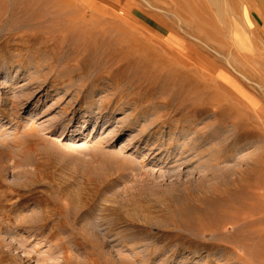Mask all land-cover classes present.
I'll list each match as a JSON object with an SVG mask.
<instances>
[{"label": "rangeland", "instance_id": "1", "mask_svg": "<svg viewBox=\"0 0 264 264\" xmlns=\"http://www.w3.org/2000/svg\"><path fill=\"white\" fill-rule=\"evenodd\" d=\"M0 5V264H264V0Z\"/></svg>", "mask_w": 264, "mask_h": 264}, {"label": "bare ground", "instance_id": "2", "mask_svg": "<svg viewBox=\"0 0 264 264\" xmlns=\"http://www.w3.org/2000/svg\"><path fill=\"white\" fill-rule=\"evenodd\" d=\"M6 2V1H5ZM5 4V3H4ZM1 6V5H0ZM74 7H76V6H74ZM131 12V11H130ZM73 14H75L74 16H78V18L77 17H73V16H71L70 17V19L72 20V22H73V24L74 25H77V27H81L82 28V25L84 24V23H86V20H85V22H80V18H85V16L84 15H82V14H78L76 11H74L73 12ZM77 14V15H76ZM130 14V13H129ZM128 14V15H129ZM123 15V14H122ZM127 18V17H126ZM129 19V18H128ZM181 20V19H180ZM122 21V20H121ZM124 23H126V22H124ZM125 25V24H124ZM147 32V31H146ZM139 33V32H138ZM137 33V34H138ZM148 33H149V31H148ZM94 32H89V34H88V38H90V39H92L93 37H94ZM93 35V36H92ZM144 35V34H143ZM142 35V36H143ZM195 37V36H194ZM214 38V37H213ZM140 40V39H139ZM146 40V39H145ZM142 41V40H141ZM147 44L148 42H144V44ZM93 44H98V43H93ZM141 44V43H140ZM143 44V45H144ZM163 44V43H162ZM159 47H160V45H159ZM165 47V46H164ZM190 47V46H189ZM188 47V48H189ZM162 48V47H161ZM166 48H168V47H166ZM162 49H164V48H162ZM193 48H191V50H192ZM166 50V49H165ZM170 50H172V49H170ZM194 50V49H193ZM192 50V51H193ZM168 53H169V48H168V51H167ZM173 52H175V50L173 51ZM156 50L154 51V50H150L149 51V53L147 54L146 53V55L145 56H143V57H146L147 56V61H144V60H146L145 58H143L142 59V63H144V64H147V62H149V61H161L162 60V58L164 57V63H166L167 61H169L167 58H165V56H164V54L162 55L163 57H160V56H158V55H156ZM172 53V52H171ZM127 54H132L130 51H128L127 52ZM173 54V53H172ZM171 54V55H172ZM175 54V53H174ZM133 55H135V56H139V55H136V54H133ZM165 55H166V53H165ZM176 55H178V56H175V59H174V61H176V63L179 65V67L181 68V70L180 69H178V72L180 73V76L181 77H183V79H190V81L192 80V83H194L193 85L195 86V87H197V88H199V83L195 80V79H191V77H189V76H191L189 73H188V71L189 72H192L193 70L195 71L196 69H198L199 71L198 72H200L201 71V69L200 68H204V67H200L201 65H203L204 64V62H208L209 64H208V67H209V69L211 68V66H212V69H210L213 73V75L211 74V73H207V72H205L206 70H205V68H204V70L203 71H201V73H203V76H204V78H202L203 80H205V82H209L210 83V81L211 80H213V76L214 75H217L218 76V78L217 79H219V77H220V83H222L223 81H222V79H226V78H224L223 76H226L227 75V80L229 81V79H231L232 78V76L228 73V72H226V71H224L223 69H220L219 67H215V65H213L212 64V62H210V61H208V60H205L204 62H203V64H196V63H194V62H191V61H188L186 58H184L183 56H181V55H179V54H176ZM128 57V56H127ZM173 57V56H172ZM134 58V57H133ZM166 59H167V61H166ZM228 60V59H227ZM140 61H141V59H140ZM171 61H172V59H171ZM173 61V62H174ZM229 63L233 66V68L235 69V71H237L238 73L240 72V70L236 67V66H234L231 62H230V60H229ZM163 64V63H162ZM167 65V64H166ZM168 65H169V62H168ZM171 65V64H170ZM200 65V66H199ZM263 66V72H264V64H262ZM172 66V65H171ZM230 66V65H229ZM260 66V65H259ZM176 67V66H175ZM177 69V68H176ZM233 69V70H234ZM262 70V69H261ZM197 71V70H196ZM195 71V73H197ZM234 71V72H235ZM241 73V72H240ZM242 74V77L243 78H245V79H248L249 77L248 76H246L245 75V73L243 74V73H241ZM240 74V75H241ZM263 74V73H262ZM198 75H200V74H198ZM213 77V78H212ZM216 77V76H215ZM198 80V79H197ZM215 81H218V80H215ZM238 83H240V82H238ZM218 84H219V82H218ZM225 84V83H224ZM232 84H230V86H231ZM240 85H242V84H240ZM215 86H217V82H216V85ZM228 86V85H227ZM222 87V86H221ZM220 87V88H221ZM233 87V86H232ZM215 88V87H214ZM231 88V87H230ZM236 88H237V86H236ZM236 88L234 89L235 90V93L237 92L236 91ZM240 88V87H239ZM212 89V88H211ZM218 88H216V90H217ZM223 89H225V87L223 88ZM238 89V88H237ZM241 89V88H240ZM215 90V89H214ZM227 90V89H226ZM234 90H233V92H234ZM239 90V89H238ZM218 91V90H217ZM223 91V90H222ZM213 93V92H212ZM220 93V92H219ZM225 93V92H224ZM238 93V92H237ZM236 93V94H237ZM227 94V93H226ZM230 94H232L231 93V91H230ZM221 95V94H220ZM251 96V95H250ZM249 96V97H250ZM228 97H230V95H228ZM232 97V96H231ZM234 97V96H233ZM237 97V96H236ZM233 99V98H232ZM234 99H235V97H234ZM254 99V98H253ZM240 100H241V98H240ZM245 100H246V97H245ZM247 102H249V101H247ZM257 102V101H256ZM238 103V102H237ZM250 103V105H252V107H253V105H255L254 103H252V102H249ZM202 105V104H201ZM249 105V106H250ZM212 106H214V103H212V105H211V107ZM248 106V107H249ZM260 106H261V104L259 105V108H260ZM251 107V106H250ZM249 107V108H250ZM261 108H262V106H261ZM230 111V110H229ZM255 111V110H254ZM256 113V112H255ZM260 120V119H259ZM242 132V131H241ZM244 134V133H243ZM242 134V135H243ZM255 170H257V169H255ZM255 175V174H254ZM258 176H260V175H258ZM259 178V177H258ZM251 179V180H250ZM249 180L251 181V183H252V178H250ZM255 179V181H257V178H254ZM254 179H253V181H254ZM249 181V182H250ZM258 182H260V181H258ZM247 185H248V183H246ZM246 185V186H247ZM250 185V184H249ZM248 185V186H249ZM252 186H254V185H250V187H252ZM243 187V186H242ZM264 187V186H263ZM248 190H250L249 188H248ZM252 197H253V195H252ZM251 197V198H252ZM257 197H260V196H257ZM253 202H254V200H253ZM219 203H221L220 201H219ZM261 208H262V205H261V203H257V204H252V205H248L247 207H246V209H247V211H248V214H249V225L251 226V228H250V230L248 231V236L249 237H251V236H253V237H258L257 239H259V242H258V245L260 246V249L258 250V251H255V254H256V256H259V257H263L264 258V249H263V247H262V249H261V246L263 245V243H264V227H261L262 226V223H264V216H259V214H261ZM231 214V213H230ZM236 214V213H235ZM234 214V215H235ZM238 215V214H237ZM232 218H233V216H232ZM234 220H232V222H233ZM227 222V221H226ZM230 222V221H229ZM238 226V225H237ZM253 226V227H252ZM235 227V226H234ZM235 229V228H234ZM243 229H245L244 227H243ZM236 233V232H235ZM247 233V232H246ZM241 235V234H240ZM247 236V235H246ZM248 237V238H249ZM238 238H240V237H238ZM241 238H243V237H241ZM244 242V241H243ZM242 242V243H243ZM245 243V242H244ZM243 243V244H244ZM246 244V243H245ZM244 246V245H243ZM258 259V258H257ZM260 264H262V262L260 263Z\"/></svg>", "mask_w": 264, "mask_h": 264}]
</instances>
